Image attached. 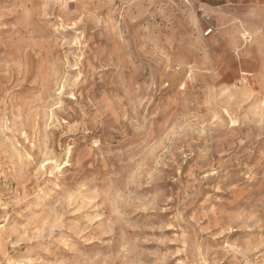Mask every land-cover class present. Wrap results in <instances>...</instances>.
<instances>
[{
    "label": "rangeland",
    "instance_id": "obj_1",
    "mask_svg": "<svg viewBox=\"0 0 264 264\" xmlns=\"http://www.w3.org/2000/svg\"><path fill=\"white\" fill-rule=\"evenodd\" d=\"M0 264H264V0H0Z\"/></svg>",
    "mask_w": 264,
    "mask_h": 264
},
{
    "label": "built area",
    "instance_id": "obj_2",
    "mask_svg": "<svg viewBox=\"0 0 264 264\" xmlns=\"http://www.w3.org/2000/svg\"><path fill=\"white\" fill-rule=\"evenodd\" d=\"M213 33V29H209L207 32H206V35H211Z\"/></svg>",
    "mask_w": 264,
    "mask_h": 264
}]
</instances>
